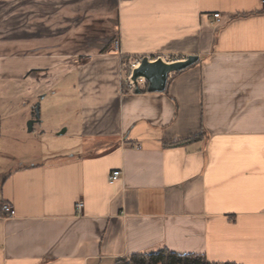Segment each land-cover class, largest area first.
Listing matches in <instances>:
<instances>
[{
    "label": "crops",
    "instance_id": "crops-1",
    "mask_svg": "<svg viewBox=\"0 0 264 264\" xmlns=\"http://www.w3.org/2000/svg\"><path fill=\"white\" fill-rule=\"evenodd\" d=\"M114 8L84 61L51 82L40 46L29 43L37 37L21 38L18 58L0 39V148L5 114L29 104L40 122L42 86L65 78L77 94L79 138L52 161L3 162L0 149V264H115L164 249L264 264L263 0ZM190 55L198 61L171 73L163 92L127 85L135 59ZM114 169L123 176L111 184Z\"/></svg>",
    "mask_w": 264,
    "mask_h": 264
},
{
    "label": "rangeland",
    "instance_id": "rangeland-1",
    "mask_svg": "<svg viewBox=\"0 0 264 264\" xmlns=\"http://www.w3.org/2000/svg\"><path fill=\"white\" fill-rule=\"evenodd\" d=\"M114 7L115 0H0V39L10 38L6 45H11L7 58L19 57L20 41L26 34L30 39L37 37L29 43L37 42L40 46L42 75L51 82L65 74L68 65L84 61L87 56L83 51L91 39L101 35L109 17H114ZM53 65L56 72H48ZM71 83V79L65 78L51 88L42 86L44 98L35 103L40 104L41 121L31 131V105H17L11 115L5 114L1 120L0 149L6 155L1 157L3 162L52 161L71 152L79 140L74 123L78 110L71 101L77 94ZM64 122L68 124L67 131L60 134Z\"/></svg>",
    "mask_w": 264,
    "mask_h": 264
},
{
    "label": "water",
    "instance_id": "water-1",
    "mask_svg": "<svg viewBox=\"0 0 264 264\" xmlns=\"http://www.w3.org/2000/svg\"><path fill=\"white\" fill-rule=\"evenodd\" d=\"M199 57L190 55L184 60L175 62H166L161 57L151 61L147 57L142 58L140 66L137 67L132 74V79L137 81L139 78H145L147 89L150 92H163L166 89L169 75L173 72H178L188 68L198 61ZM139 92V88H136ZM36 117L40 118V104L36 106ZM36 120L32 119L28 122L29 130L33 129V124Z\"/></svg>",
    "mask_w": 264,
    "mask_h": 264
},
{
    "label": "trees",
    "instance_id": "trees-1",
    "mask_svg": "<svg viewBox=\"0 0 264 264\" xmlns=\"http://www.w3.org/2000/svg\"><path fill=\"white\" fill-rule=\"evenodd\" d=\"M107 49L105 47L103 50ZM198 139V136L191 137L184 142ZM115 264H236L231 262L217 263L210 262L203 255L180 254L167 249L150 254H135L127 258L119 259Z\"/></svg>",
    "mask_w": 264,
    "mask_h": 264
},
{
    "label": "built area",
    "instance_id": "built-area-1",
    "mask_svg": "<svg viewBox=\"0 0 264 264\" xmlns=\"http://www.w3.org/2000/svg\"><path fill=\"white\" fill-rule=\"evenodd\" d=\"M263 4H264V0H263ZM214 18H215V21L216 23H218L220 21V13H214ZM115 48L117 49L119 47V41L116 39L115 40ZM159 58V57H158ZM162 58V57H161ZM157 59V58H156ZM163 59V58H162ZM142 60V59H141ZM140 59H135L131 64H130V73L128 75V78L126 79L127 81V85L130 89H136L139 85L140 82H144L146 83V80L145 78H139L137 81H134L132 79V74H133V71L140 66V62H141ZM164 61H166L165 59H163ZM178 60H184V59H176V60H169V61H166V62H175V61H178ZM151 61H155L154 60H151ZM123 176V171L122 169H114L111 171V173L109 174V177H108V181L109 183L113 184L115 182H117L118 180L121 179V177ZM82 207H83V204L82 203H78L77 204V211L78 212H81L82 210ZM2 209L5 211L6 215L8 217H13L15 216L16 214V211L14 209V207L8 203H4L2 205Z\"/></svg>",
    "mask_w": 264,
    "mask_h": 264
}]
</instances>
